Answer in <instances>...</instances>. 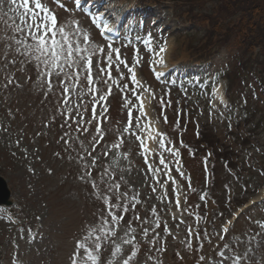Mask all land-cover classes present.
I'll return each mask as SVG.
<instances>
[{"label":"rangeland","instance_id":"rangeland-1","mask_svg":"<svg viewBox=\"0 0 264 264\" xmlns=\"http://www.w3.org/2000/svg\"><path fill=\"white\" fill-rule=\"evenodd\" d=\"M146 1L150 6L142 8L136 0H94L92 4L88 0L78 9L75 0H59L64 7L43 0L58 23L75 28L71 22L78 21L90 37L89 45L82 46L119 48L128 67L138 66L141 75L145 73L144 86L132 82L124 64L118 69L115 64L109 66L103 59L105 53L97 52L107 83L96 79L94 57L92 84L81 75L79 80L73 76L63 84L53 78L49 87L48 78L39 74L43 68L38 71L35 61L16 43L22 39L14 31L20 24V0L0 3V172L8 179L14 200L13 206L0 207V264H72L73 258L77 264H91L78 242H85L95 253L97 236L101 237V264H124L125 260L129 264H217L222 259L220 251L228 257L224 264H233L237 256L239 264H264V207L256 204L251 213L242 215L235 222L237 233L224 236L222 231V223L237 203L245 198L261 199L263 189L264 173L258 170L264 168V91L248 74L255 64L244 67L239 60L243 52L227 45L234 43L230 39L218 43L222 47L218 45V54L206 66L182 71L181 63L190 49L207 41L208 23H195L196 18L211 13L214 3L206 0L208 5L200 9L201 5L193 7L190 0H180L175 7V0ZM257 1L264 6V0ZM89 4L90 9L109 13L119 35L116 41L100 37ZM29 7H34L31 2ZM191 8L195 9L184 13ZM240 13L227 18L235 20ZM149 33L152 51L143 43ZM166 42L169 50L172 46L167 76L156 83L151 67ZM242 58L246 61L247 54ZM227 73L233 77L231 92L237 106L230 100L218 104L212 97L217 83L226 86L223 77ZM124 84L127 88L122 90ZM64 87L68 92H63ZM143 92L151 97L161 130L151 155L143 151L140 138L139 98ZM201 92L202 98L197 99ZM101 95L106 99L100 100ZM186 100L195 105L189 117L174 105L181 106ZM201 100L205 102L200 104ZM245 100L251 105L243 107ZM245 118L253 120L252 124L244 122L235 129ZM196 119L214 125L221 139L233 144L236 159L244 163L241 171L230 172L217 164L216 174L206 177L205 172L213 167L211 163L206 166L204 152L189 158V170L179 162L177 137L184 133L193 138ZM254 124H258L257 130L246 146L237 141L240 137L227 132L233 127L234 133L243 134ZM166 133L176 138L171 146ZM190 172L199 179L195 181ZM113 185L119 189L110 191ZM119 197L127 200L124 214ZM178 197L181 204L175 202ZM112 214L122 219L114 221ZM17 216H25L35 230L19 227ZM90 229L96 231L85 241Z\"/></svg>","mask_w":264,"mask_h":264},{"label":"snow or ice","instance_id":"snow-or-ice-1","mask_svg":"<svg viewBox=\"0 0 264 264\" xmlns=\"http://www.w3.org/2000/svg\"><path fill=\"white\" fill-rule=\"evenodd\" d=\"M3 0H0L2 3ZM12 4H17V0H9ZM34 7H29V3ZM60 7H64L63 4L59 3V0H54ZM79 4V0H75ZM18 8L22 9L19 14L20 24L14 28L16 33L21 34L22 39L17 40L16 43L21 45L25 50V55L30 58V60L35 61V67L38 71L43 68V71H39L41 76L48 78L49 87L52 86L53 78L59 83L63 84L65 80L71 79L75 76L78 80L81 75L84 76V80L88 84L93 83V58H96V79L102 83H107L104 80V67H101V58L97 56V52L105 53L103 59L107 60L109 66L115 64L117 69L120 64H124L127 67L129 73H131L132 82L139 85L137 76L134 70V67H128L126 62L120 58V49L113 48L111 45H108L107 49L100 46L87 47L82 45H89L90 37L86 31L80 29L78 21H72V24H76L75 28H72L67 24H60L57 21L56 15L50 11L49 7L43 0H20ZM38 10V11H37ZM106 14H100L93 17V22L101 32H111L114 30L113 27H110L109 20ZM102 23V27H101ZM82 33V35H81ZM51 34V35H49ZM152 36L149 33L146 38L143 39L144 45L148 48L149 51H152ZM166 49L161 48L160 51H165ZM17 51H20V48H17ZM113 53H115V60L113 59ZM163 63V59L158 61ZM134 63H139V60H135ZM110 75V74H109ZM159 75V73H158ZM123 79V74L121 73V80ZM113 83H119L117 80L113 79ZM127 88V85L124 84L122 87ZM111 85H109V90ZM63 92H68V87H64ZM106 97L104 95L100 96V100H104ZM163 103V101H161ZM170 104V102H169ZM141 111L143 113V106H141ZM137 124L140 123V118L137 117ZM167 118L165 117V121ZM90 123V122H89ZM87 131V129H85ZM97 131L100 132L99 127ZM128 131L127 128L124 130ZM95 139V138H94ZM139 139V137H137ZM98 142V141H97ZM115 147V146H114ZM172 151V149H169ZM175 154V153H174ZM164 163L163 159L160 161ZM95 163V161H93ZM91 175V173H88ZM95 186V185H94ZM119 189V185L110 186L109 190ZM123 195V194H121ZM98 198H103L98 193ZM105 203H108L105 200ZM117 205L113 204V207ZM127 211V208H124ZM112 219L114 221H119L122 217L117 214H112ZM107 223V221H105ZM95 229L89 230V236L85 237V241L91 238L92 233ZM225 232L228 229H224ZM114 234V233H113ZM145 234H147L145 230ZM223 239V237H221ZM101 237L97 236L94 241L95 253L91 248H88L85 242H78V248L86 249L88 260L91 261V264H101V257L99 255V250L101 248L100 243ZM125 243H131L130 241H125ZM225 248H228V245H224ZM117 251H119V246H117ZM218 255L222 258L217 262V264H224V260L228 259L225 256L223 251H220ZM131 259V257L129 258ZM201 259H204L201 257ZM240 257L237 256L233 260V264H239ZM72 264H77V260L73 258ZM111 264V261L108 262ZM124 264H129L128 260L124 261Z\"/></svg>","mask_w":264,"mask_h":264},{"label":"trees","instance_id":"trees-1","mask_svg":"<svg viewBox=\"0 0 264 264\" xmlns=\"http://www.w3.org/2000/svg\"><path fill=\"white\" fill-rule=\"evenodd\" d=\"M140 1L142 4L147 3L146 0ZM152 1L156 2L159 0ZM179 1L175 0L174 6H178ZM224 1L221 4H218L215 0L210 1L214 3L211 11L216 14L218 21L214 20L215 15L212 12H206L207 16L204 18H202L203 14L201 17L196 18L197 21L195 23H208L206 24L208 34L205 36L207 41L200 46L190 49L192 51H189L188 55L185 56L186 61L188 63L206 61L211 57L214 48L218 47L220 41L226 42V40L233 39L235 47L241 48L243 52L240 56L242 63L244 60L242 56L245 53L247 54V59L244 63L251 64V66L254 64L257 65L256 68L261 74H264V6H261L257 0ZM190 4L198 8L201 5L200 9L208 5L206 0H190ZM192 9L195 8L185 9L184 13H190ZM238 11L241 12L240 17L237 18L238 20L234 21L230 19L231 17L227 18L229 15H236ZM201 24L200 26L204 27ZM257 48H260V50L255 53ZM260 57H262L261 61L259 60ZM262 82H264V75L262 76ZM197 127L199 133H197L194 139V145L189 147L191 151L193 149L194 153L200 152L208 144L214 150V156L217 159L220 157L221 161H228V164L231 166L238 163H235L230 147H226L225 149L221 148L223 144H220V139L211 125L198 123Z\"/></svg>","mask_w":264,"mask_h":264},{"label":"bare ground","instance_id":"bare-ground-1","mask_svg":"<svg viewBox=\"0 0 264 264\" xmlns=\"http://www.w3.org/2000/svg\"><path fill=\"white\" fill-rule=\"evenodd\" d=\"M166 54H167V52H166ZM136 76H137V80L140 82L139 85H143V80L139 76V74H137V72H136ZM214 97H215V100L218 104H219V102H222L224 100L225 92H224V87L221 84L215 87ZM140 99H141V103L143 106V113H144V114H142V111H141V119L143 122V129H141V131H142L141 138H142L143 143L145 145L146 151L148 153H151V152H153L154 144H155L158 136L160 135V129H159V126H158V124L154 118L153 113H152L151 98H150L148 92H143L142 95L140 96ZM180 200H179V202H181Z\"/></svg>","mask_w":264,"mask_h":264},{"label":"water","instance_id":"water-1","mask_svg":"<svg viewBox=\"0 0 264 264\" xmlns=\"http://www.w3.org/2000/svg\"><path fill=\"white\" fill-rule=\"evenodd\" d=\"M9 191L7 185L2 177H0V204L9 203L8 201Z\"/></svg>","mask_w":264,"mask_h":264}]
</instances>
